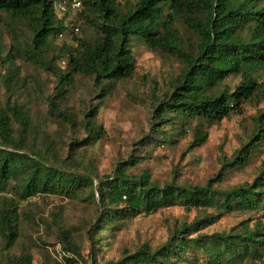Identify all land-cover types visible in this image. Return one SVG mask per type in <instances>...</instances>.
<instances>
[{
    "label": "trees",
    "instance_id": "obj_1",
    "mask_svg": "<svg viewBox=\"0 0 264 264\" xmlns=\"http://www.w3.org/2000/svg\"><path fill=\"white\" fill-rule=\"evenodd\" d=\"M56 1L0 0L3 250H11L20 236L19 203L36 196H60L71 201L85 198L94 204L86 232L90 264H264V163L251 183L226 190L215 185L225 171L245 167L252 152L264 143V111L255 120L247 141L214 178L202 186L176 182L159 186L147 174L129 173L128 166L135 164L132 159L117 163L111 175L102 177H94L79 165L75 159L77 150L102 136V126L96 123L97 107H88L83 114L80 128L84 139L73 140L61 157L48 153V147L38 146L25 105L12 97L23 78L16 65V60L21 59L55 79L53 100L63 99L74 87L76 77L90 79L96 95L103 98L115 83L133 77L130 45L142 40L155 54L170 55L180 64L168 90L155 99L151 125L154 137L147 141L170 144L175 132L183 134L190 123L197 121L187 148L190 151L205 142L207 131L203 125L240 114L242 106L262 91L264 82L258 83V73L264 71V0H136L133 4L79 0L78 18L94 29L88 38H79L78 32L70 36L65 15L58 17L55 13ZM175 24L193 36L192 45H184ZM3 33L9 37L8 46L2 44ZM59 34L70 37L71 42L55 46ZM57 63L64 67L55 66ZM231 76L240 77V82L229 91L223 83ZM53 100L48 98L50 112L75 127L71 117ZM174 206L212 209L215 215L205 212L189 224H182L156 248L144 243L133 253L124 250L117 260L96 261L102 241L126 220ZM231 213L263 215L248 217L228 232L201 233L204 227ZM56 238L63 253L72 256L63 258L66 264L81 259L69 229H60ZM0 264H32V259L28 253L6 255Z\"/></svg>",
    "mask_w": 264,
    "mask_h": 264
},
{
    "label": "rangeland",
    "instance_id": "obj_2",
    "mask_svg": "<svg viewBox=\"0 0 264 264\" xmlns=\"http://www.w3.org/2000/svg\"><path fill=\"white\" fill-rule=\"evenodd\" d=\"M121 2L133 4L136 0ZM54 10L57 14L55 7ZM79 11H72L64 16L67 31L69 32L71 27H79L77 36L88 38L94 33V29L78 18ZM175 27L184 45H192L193 36L182 26L175 24ZM2 36V44L8 46L9 37L5 33ZM70 42V37L60 38L57 35L54 44L59 46ZM130 49L134 64L133 77L115 83L114 89L103 98L100 94L96 95L90 79L76 77L72 90L68 91L63 99L53 100L55 79L39 67L17 59L16 65L21 69L23 78L20 79L16 94L12 97H16L25 105L33 138H37L38 146L48 147V153L64 157L68 145L73 140L84 139L85 134L80 128L81 120L87 108L95 106L96 123L102 126V136L92 144L79 148L75 155L79 165L87 168L91 175H111L117 163L132 159L135 164L128 166V172L139 176L147 174L159 186L166 182L185 186L204 185L224 168L225 161L252 133L255 120L264 111V85L257 97L242 106L240 114L231 115L217 124L203 125L207 138L199 147L187 150L192 140L193 127L198 126L197 121L190 123L185 133L175 132V140L170 144L147 141L148 137H154L151 125L155 99L168 90L169 81L178 73L180 64L170 55L155 54L142 40L132 42ZM51 53L52 50L48 51V58ZM55 66L61 69L64 67L58 63ZM258 74V83L264 82V71ZM239 82L240 77L231 76L223 84L232 91ZM2 91H5L3 87ZM48 98H52L59 109L71 117L75 127H69L57 118L55 113L50 112ZM263 163L264 143L252 152L245 167L225 171L223 179L215 185L226 190L251 183L259 174ZM96 184L95 179L94 186ZM1 197L0 195V199ZM80 199L71 201L60 196H36L27 202L19 203L20 236L9 251H4L3 244L0 243V259L6 255L18 256L28 253L32 264H66L63 258L72 256L63 253L56 237L60 229H69L81 255V259L69 264H90L86 232L92 219L94 204L85 198ZM205 212L215 215L212 209L186 210L181 206H174L148 216L140 215L126 220L120 229L113 231L111 235L108 234L102 241L96 252V261L117 260L124 250L133 253L144 243L156 248L169 238L174 229L182 224H189L196 217L204 216ZM262 215L263 213L224 214L214 224L204 227L201 233L228 232L248 217L260 218ZM261 222L264 224V216Z\"/></svg>",
    "mask_w": 264,
    "mask_h": 264
},
{
    "label": "built area",
    "instance_id": "obj_3",
    "mask_svg": "<svg viewBox=\"0 0 264 264\" xmlns=\"http://www.w3.org/2000/svg\"><path fill=\"white\" fill-rule=\"evenodd\" d=\"M56 12L57 16L61 17L64 15H67V13L76 11L80 8V2L79 0H57L55 3ZM69 32L71 33L70 36L73 34H76L78 32V27H71ZM60 38L63 37L62 34L58 35Z\"/></svg>",
    "mask_w": 264,
    "mask_h": 264
}]
</instances>
